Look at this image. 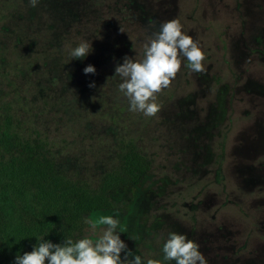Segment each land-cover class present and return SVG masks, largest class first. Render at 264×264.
<instances>
[{
	"label": "rangeland",
	"instance_id": "1",
	"mask_svg": "<svg viewBox=\"0 0 264 264\" xmlns=\"http://www.w3.org/2000/svg\"><path fill=\"white\" fill-rule=\"evenodd\" d=\"M69 1L52 0L61 11ZM72 10L87 31H72L73 39L92 44L87 63L97 69L103 53L109 63L90 80L77 76L84 89L67 94L72 105L55 119L40 114L35 125L61 144L64 166L84 176L112 162L121 135L135 137L152 161L138 185L91 216L119 218L129 258L162 259L171 231L196 241L207 264H264V0H75ZM173 18L199 42L205 69L192 72L183 59L156 93L155 115L129 111L118 75L106 90L108 69L114 74L125 55L139 59L147 38ZM37 96L23 80L0 83V98L16 108L35 106Z\"/></svg>",
	"mask_w": 264,
	"mask_h": 264
},
{
	"label": "trees",
	"instance_id": "2",
	"mask_svg": "<svg viewBox=\"0 0 264 264\" xmlns=\"http://www.w3.org/2000/svg\"><path fill=\"white\" fill-rule=\"evenodd\" d=\"M74 2L61 11L52 0H38L35 7L29 0H0V83L23 80L38 92L28 108L0 98V264H14V256L30 251L41 237L53 242L82 237L83 218L111 209L113 194L138 185L152 167L137 139L121 135L112 162L94 176L81 175L64 166L61 144L35 125L40 114L55 119L72 105L67 94L84 89L73 82L77 76H93L82 71L90 54L82 59L68 54L78 43L72 31L87 35ZM103 54L96 71L109 63ZM114 78L108 69L106 90Z\"/></svg>",
	"mask_w": 264,
	"mask_h": 264
},
{
	"label": "clouds",
	"instance_id": "3",
	"mask_svg": "<svg viewBox=\"0 0 264 264\" xmlns=\"http://www.w3.org/2000/svg\"><path fill=\"white\" fill-rule=\"evenodd\" d=\"M35 7L38 0H29ZM178 18L161 22L159 30L148 37L142 45L143 53L139 59L128 55L114 67V74L120 77L117 87L127 98L128 110L153 116L159 110L156 102L158 93L166 88L180 70L183 59L192 72H202L205 52L191 35L182 30ZM92 51L91 41L81 40L69 48L72 59L84 58ZM82 71L85 74L95 73V66L87 64ZM94 82L89 84L92 87ZM91 235H84L73 240L65 238L62 242L39 238L30 251L15 255L14 264H207L199 244L189 239L184 233L169 232L163 239L162 259L148 258L133 254L129 258L128 246L121 239L120 220L114 215H91L83 218ZM98 226H104L97 232ZM119 229V230H118Z\"/></svg>",
	"mask_w": 264,
	"mask_h": 264
}]
</instances>
